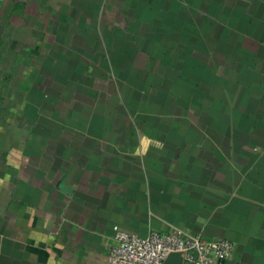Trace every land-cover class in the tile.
Returning a JSON list of instances; mask_svg holds the SVG:
<instances>
[{
    "label": "crops",
    "instance_id": "crops-1",
    "mask_svg": "<svg viewBox=\"0 0 264 264\" xmlns=\"http://www.w3.org/2000/svg\"><path fill=\"white\" fill-rule=\"evenodd\" d=\"M115 225L264 264V0H0V264Z\"/></svg>",
    "mask_w": 264,
    "mask_h": 264
},
{
    "label": "built area",
    "instance_id": "built-area-1",
    "mask_svg": "<svg viewBox=\"0 0 264 264\" xmlns=\"http://www.w3.org/2000/svg\"><path fill=\"white\" fill-rule=\"evenodd\" d=\"M234 247L229 239H205L180 229L140 235L115 225L108 259L110 264H165L170 253L180 252L184 264H226Z\"/></svg>",
    "mask_w": 264,
    "mask_h": 264
},
{
    "label": "water",
    "instance_id": "water-1",
    "mask_svg": "<svg viewBox=\"0 0 264 264\" xmlns=\"http://www.w3.org/2000/svg\"><path fill=\"white\" fill-rule=\"evenodd\" d=\"M165 264H184L183 255L180 252H172L168 255Z\"/></svg>",
    "mask_w": 264,
    "mask_h": 264
}]
</instances>
